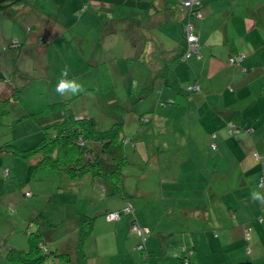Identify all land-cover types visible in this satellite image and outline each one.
Instances as JSON below:
<instances>
[{
    "label": "crops",
    "instance_id": "crops-1",
    "mask_svg": "<svg viewBox=\"0 0 264 264\" xmlns=\"http://www.w3.org/2000/svg\"><path fill=\"white\" fill-rule=\"evenodd\" d=\"M183 1L186 0H79L80 6L88 4L86 11L95 17L93 21L100 18L104 23V12L116 14L117 19L110 21H115L117 28L108 30L101 42L128 59V73H137L138 64L144 69L136 88L142 106L119 105L118 111L114 110L117 115L110 121L102 118V125L89 110L80 113L95 118L99 130L121 124V136L135 133L131 136L135 148L131 146L129 152L127 147L131 144L126 146L124 164L135 158L138 167L131 174L138 176L140 182L130 188L122 180L121 190L113 184L117 176L88 173L93 180V193L101 185L111 200L115 199L104 213L96 214L105 218L107 211L122 209L131 202L136 208L134 214L126 215L130 230L126 228L128 222L116 228L125 245L114 253L120 257L119 264H264V205L252 198L253 193L264 195V0H205L204 17L195 21L200 52L188 60L182 57L186 41L181 43L168 27L180 20L181 35L185 33L188 11L181 7ZM31 8L25 2L2 16L0 30L6 21L10 26L22 24L24 29V22L29 21L30 30L22 36L0 34L2 48L14 38L22 43L20 48L1 53L9 52L17 59L28 46L46 51V42L61 38V30L74 26L64 19L69 26L62 29L43 11V16L28 19ZM239 54L246 56L243 65H232L230 57ZM124 69L117 66L114 70L121 75ZM194 83H200L202 89L188 90ZM3 87L0 100L6 103L15 97L16 101L14 90H9V85ZM170 99L174 102L162 104ZM62 100L70 102L67 98L59 101ZM125 110L134 112L129 120ZM73 112L77 114L74 109ZM25 118L29 117L22 119ZM35 121L33 141L37 136L45 137V130ZM104 122L114 123L110 126ZM231 123L238 127L237 131H229ZM33 141L19 148H33ZM214 141L217 149L212 147ZM10 144L8 139L1 147ZM90 144L95 152H102V142ZM107 153L115 163L116 154ZM256 153L262 158H257ZM1 156H10L13 161L11 166L0 159L5 186L13 171L24 185L21 166L26 170L34 166L51 169L52 181H47L52 184L59 173H66L43 162V152L24 156L4 150ZM27 192L30 191L26 195ZM2 198L0 205L6 206ZM13 205L14 202L9 203ZM133 219L153 230L146 259L136 250L139 238L130 228ZM248 229H252L251 235L247 234ZM90 261L88 257V263L93 264Z\"/></svg>",
    "mask_w": 264,
    "mask_h": 264
},
{
    "label": "rangeland",
    "instance_id": "rangeland-1",
    "mask_svg": "<svg viewBox=\"0 0 264 264\" xmlns=\"http://www.w3.org/2000/svg\"><path fill=\"white\" fill-rule=\"evenodd\" d=\"M25 2L30 3L33 8L28 13V19H32L33 15L43 16L40 15V11H43L45 12L43 14L48 17L47 19L59 23L62 29L66 30L69 26L67 23L64 24V19L73 22L74 26H71L67 31L61 30L63 32L61 38L57 40L53 38L46 42L44 44L46 51L44 49L41 51L36 46H28L24 48L17 59L12 57L9 52L1 53L2 46L0 44V66L9 77L7 82L0 83V92L5 90L3 87L5 85H9L11 87L9 90H14V92L17 88L22 90L21 96L16 102L15 97L6 103L0 100V147L8 139L18 147L33 141L35 136L32 133L37 131L36 121L32 117L21 119V121L17 120L21 113L42 112L44 109L50 108L51 104L64 98L70 99L72 108L78 117L80 113L89 110L91 114L93 113L100 119V125H102V118H107L110 121V118H114L113 115H117L114 110L119 105L142 106V103L137 100L136 88L144 70L143 65L138 64L140 68L137 73H128V59H124L119 55V52L117 53V50L105 46L100 40L102 36L108 35V30L117 28V23L110 21L117 19L116 14L112 11L104 12L102 15L104 23H102L100 18L93 21L95 17L88 10L86 11L88 4L80 6L79 0H25ZM181 7H184V11H186L187 8L183 3ZM74 12L81 13L74 16ZM91 15L92 17H89ZM28 23L29 21L24 22V29L21 27L22 24L10 26L6 21L1 26L0 34H9L10 36L15 33L22 36L30 30ZM168 27L171 28L174 37H179L181 43L187 41L186 32L181 35L182 23L180 20H175L174 24H170ZM3 52L5 51L3 50ZM3 54L7 55L8 59H5ZM138 65L136 64V68ZM117 66L121 70L125 67V72L120 75L114 70ZM130 66L132 67V64ZM65 69L68 71L66 77L62 76ZM62 78L67 81H75L82 86L83 90L76 94H72L71 89L63 95L58 93L56 87ZM196 84L200 85L199 90H201V84L194 83L193 85ZM132 90L134 92L131 94ZM188 90L194 89L189 85ZM127 110L125 111L129 120L130 115L134 112L131 111V113ZM11 122L14 123L12 127L9 125ZM114 122H104V124L111 126ZM129 134L133 137L135 133L129 132ZM43 138L37 136V139L33 141L34 146L41 143ZM131 149V145L127 147V151L130 152ZM72 153H77V151H72ZM8 157L1 156L0 159L12 166V158L8 159ZM105 157L111 158V162L114 160L108 153L105 154ZM129 161L119 171H121L122 179L127 187L135 188L140 182L139 177L131 173L135 169L137 170L138 164H136L135 158ZM115 163L119 166L121 159L115 158ZM50 170L36 168V166L26 170L21 166L22 183L25 186L20 184L21 182L14 175V171L5 186V181L2 179L4 177L3 169H1L0 198L5 199L6 206L0 205V264H11L7 256L12 248L28 250L33 242L38 243L41 249L44 245L47 250L51 249L52 251L38 252V255L45 257L43 264H76L79 259L77 247L80 239L81 213L94 219L91 233L83 242L85 253L91 257L90 263L119 264L120 257L114 253L120 252V249H123L125 245L121 238V231L116 233V228L120 223L128 222L126 228L129 229L130 221L126 217L129 213L124 211L123 219L116 221L109 220L106 214L105 218L104 215L99 217V214H96L97 211L104 213L109 204L115 203V199L111 200V195H107L101 185L93 193V180L89 174L70 179L71 177L66 173H59L55 183L52 184L47 181V179L52 181ZM112 175L116 176L117 173ZM43 176H45L43 179H46L44 182L41 180ZM94 187L96 188L95 185ZM26 191H30L32 196L28 197ZM11 202H14L13 206H9ZM130 204L128 205L132 206L133 202ZM133 208L132 214H134V210L136 211V208ZM130 228L132 230V226ZM250 243L252 244V241ZM249 247L247 252H250ZM136 250H138L137 246ZM63 253L70 255H60ZM94 255L96 257H92Z\"/></svg>",
    "mask_w": 264,
    "mask_h": 264
},
{
    "label": "trees",
    "instance_id": "trees-1",
    "mask_svg": "<svg viewBox=\"0 0 264 264\" xmlns=\"http://www.w3.org/2000/svg\"><path fill=\"white\" fill-rule=\"evenodd\" d=\"M184 2L185 1H183L182 3L184 4ZM23 3H25V0H0V21L2 16L7 11H9L10 9L16 6L22 5ZM187 11L189 13L188 8ZM21 46L22 43L20 42V40L13 39L12 42L4 46L2 50H8L10 48H20ZM240 55L244 56L241 62L232 63L231 58H234L236 56H231L230 63L232 65H243L246 56L244 54H239L237 56ZM243 70L246 71V68H243ZM8 80L9 77L7 76L4 69L0 66V83H5ZM21 91L22 90L18 88L17 90H15L16 101L21 96ZM167 102H174V100L173 99L167 101L163 100L162 104L165 105ZM23 117H32L41 124V126L46 132L44 139L38 145L27 150H23L14 144H10L7 145V148L1 147L0 152L4 150L5 151L12 150L17 154L20 155L22 154L24 156H30L35 153L43 152V160H42L43 162L50 163L51 165L60 168L72 178L85 176L88 173L92 174L93 176H97L98 174H100L106 177L114 173H117L116 175L117 179L113 181V184L115 187H117V189H121V190L123 189V185L121 183L123 179L121 176L122 175L121 171H119V169L124 165L125 162L126 146L131 144V146L135 147L136 144L134 143V140L131 136H127V135L121 136L122 135L121 124H116L109 130H99L96 126L97 123L95 121V118L81 116V115L78 117V115L73 112L71 103L67 100H62L56 102L55 104H51L50 108L48 107L39 113H30V114L22 113L20 115V118L22 119ZM20 118L19 120H21ZM143 118L144 117H142L141 119ZM229 131H230V126H229ZM128 138L130 139L129 143H125L124 142L125 139ZM92 141L102 142L103 144V148L101 150L102 152H95L93 147H90L91 146L90 143H92ZM213 144H216V142L214 141L212 143V147ZM216 149H217V144H216ZM72 151H77V153H72ZM107 151L116 154V156L121 159V163L119 166H117L116 163L108 161V159L105 157ZM71 154H72L71 156L72 159L68 158V155ZM256 154H258L262 158V156L259 153ZM262 187H264V185ZM27 195H31V193L27 192ZM126 207L118 210L108 211L106 213V216L108 215V213L112 211H121L122 213L121 219H122L123 212ZM81 216L82 217L80 221V227H81L80 239L77 247L78 248L77 252H79V259L76 264H89L88 256L85 253L83 242L84 239L87 237V235L91 233L94 219L86 215L85 213H81ZM136 223L140 224L136 219H133L131 224L132 227ZM42 246L43 247L41 249L38 243L33 242L31 244L30 249L28 250L12 248L8 253L7 259H9L11 264H43V260L45 259V257L38 255V252H42V250L48 252H52V251L51 249L47 250L46 247H44V245ZM64 252H68V251H64ZM60 255L68 256L70 254L63 253ZM147 256L148 255L144 256L145 259Z\"/></svg>",
    "mask_w": 264,
    "mask_h": 264
},
{
    "label": "built area",
    "instance_id": "built-area-1",
    "mask_svg": "<svg viewBox=\"0 0 264 264\" xmlns=\"http://www.w3.org/2000/svg\"><path fill=\"white\" fill-rule=\"evenodd\" d=\"M203 1L204 0H186L184 2V5L189 9V13L187 15V23L185 25V32L187 35V43L184 47V51H183V59L184 60H188L189 58H191L193 55L198 54L200 52V48H201V42L200 39L198 37V35L196 34V24L195 21L202 19L204 17V12H203ZM194 10V11H193ZM242 55L240 56H236L234 58H231V62L232 63H237V62H241L243 60ZM192 89L194 90H199L200 89V85L196 84L191 86ZM143 121H145V118L142 119ZM230 131L231 132H235L238 130V128L234 125V124H230ZM130 139H125V143H129ZM213 147L216 149V144H213ZM256 156L258 158H261L258 154H256ZM264 185V179L262 180L261 186ZM134 208L132 206H127L124 211L131 213L133 212ZM122 213L121 211H112L110 213H108L107 217L109 220H119L121 219ZM132 231L137 234L140 238V242L137 246L138 250L145 256L147 255L146 250H147V241L149 239V237L152 234V230L150 227L148 226H143L141 224H134L132 227ZM248 235L252 234V229H248L247 231Z\"/></svg>",
    "mask_w": 264,
    "mask_h": 264
},
{
    "label": "clouds",
    "instance_id": "clouds-1",
    "mask_svg": "<svg viewBox=\"0 0 264 264\" xmlns=\"http://www.w3.org/2000/svg\"><path fill=\"white\" fill-rule=\"evenodd\" d=\"M68 74L67 69L64 70L62 76L66 77ZM71 89L72 94H76L83 90L81 85H78L75 81H67L65 79H61L59 84L56 87V91L60 94H65L67 90ZM253 200H259L262 205H264V195L260 193H253Z\"/></svg>",
    "mask_w": 264,
    "mask_h": 264
}]
</instances>
